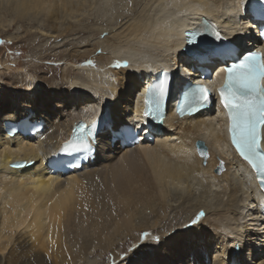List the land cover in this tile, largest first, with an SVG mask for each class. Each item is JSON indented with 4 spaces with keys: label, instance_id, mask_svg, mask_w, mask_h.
<instances>
[{
    "label": "bare ground",
    "instance_id": "obj_1",
    "mask_svg": "<svg viewBox=\"0 0 264 264\" xmlns=\"http://www.w3.org/2000/svg\"><path fill=\"white\" fill-rule=\"evenodd\" d=\"M4 2L8 4L1 5L10 9L16 22L42 18L47 28L39 29L42 35L81 37L92 31L91 35L99 36L91 42L85 38L67 53L55 55L65 65L70 63L58 79L21 72L10 76L7 84L0 77V97L12 85L16 92L11 93L16 101L9 107L2 109L0 99V264H102L89 260L98 251L102 258L111 256V264H166L173 255L175 264H264V227L258 216L263 197L248 168L229 149L217 113L182 119L169 114L163 128H153L151 141L133 147L111 145L110 133L103 127L93 162L64 175L52 174L46 166L74 122L89 124L106 113L114 130L132 124L141 109L138 93L151 77L162 68L172 67L178 74L188 71L191 62L179 53L183 30L201 16L214 20L222 31H237L236 46L251 45L256 39L247 38L246 46L242 43L253 32L247 28V12L241 11L244 0H133L129 14L121 13L125 23L116 27L119 22H101L106 26L100 31L82 23L70 24L95 0ZM99 3L107 8L118 5L117 0ZM149 26L152 32L145 40L142 35ZM78 63L82 72L75 68ZM30 67L31 71L39 69ZM180 83L177 78L176 87ZM22 117L45 121L43 133L8 138L3 122ZM196 140L208 146L207 166L194 153ZM217 158L223 170L213 173ZM14 160L34 162L29 167L9 168ZM94 184L101 193L92 197L83 189ZM169 208L177 209V218L165 226L167 230L156 232L158 239L152 243L143 235L155 233L160 212ZM169 230L174 231L167 235ZM210 239L220 251H213L219 257L207 263L213 246ZM131 242L134 249L120 256L117 247ZM236 243L239 254L234 250ZM243 251H247L245 263L240 262Z\"/></svg>",
    "mask_w": 264,
    "mask_h": 264
},
{
    "label": "rangeland",
    "instance_id": "obj_2",
    "mask_svg": "<svg viewBox=\"0 0 264 264\" xmlns=\"http://www.w3.org/2000/svg\"><path fill=\"white\" fill-rule=\"evenodd\" d=\"M95 1H97L96 4L92 5L90 9L86 8L85 12H83V14L79 15L78 17H75L74 19H71L70 21H72V22H70V24H72V25H76L77 24L78 25V23L79 24L82 23V25H88L90 30H99V31H100V29L105 28V26L110 24V23L119 22V25L118 26L116 25V27H119L120 25L123 24V22L125 23V21H126V19H124V17L121 16V13L123 15H128L129 14V9L133 8L132 7V1L133 0H117L118 5L115 4L111 8L110 7L107 8V7L102 6L99 3V0H95ZM1 4L6 6L8 3L4 2V0H3L2 3H0V7H2V8H0V20H1L0 26L7 24L6 27H4V29L2 28V30H0V77L2 78V82H6L7 84H10V81L12 80V78L10 76H13L15 74H21V72L22 73H24V72L31 73L32 75L33 74L35 75V74H40V73L43 74L44 73L43 76H45V77H49V78L52 79V77L55 76L54 79H58L60 77L59 74L62 71V69L63 70L66 69L67 66L70 67V65H69L70 63L65 65L66 63H63L62 60H58V58H56L55 55H57L58 53H62V52L67 53V51H69L72 48L73 45H78V46L81 45L80 41L85 40V38L88 39V42H91L90 40H92L93 38L99 36V35H96V36L95 35H91L92 31L87 32L88 34L81 35V37H78V35L73 37V36H69V35H65L64 34V35L57 36L55 38L57 33H54L52 37L45 36V35H42L40 33V31H39L40 28L41 29H47V28L44 27V23H43L42 18H37V19L35 18L36 20H29L30 22H27V21L26 22H22V23L21 22H16V19H13L15 17H13L14 15H12V12H10V9L6 8L7 9V11H6L5 7H3V5H1ZM93 6H94V8H93ZM98 8H99V10H98ZM122 8L125 11H123ZM102 9L104 10V12H103ZM116 10H117V12H116ZM94 12H96V13H94ZM101 13L103 14V16L106 15L105 19H99V17H103ZM110 17H111V19H110ZM106 18H108L109 20H107ZM122 20H124V21H122ZM105 21H107V22H105ZM101 22H103L105 24L107 23V24L106 25H102L103 23L101 24ZM148 28L150 30H148V32L144 31L143 32L144 36L142 35V37L145 38V40L149 39V35L152 32L151 31L152 27L149 26ZM59 29H61V27L58 28V26H56V30H59ZM48 30L52 31L51 29H48ZM106 32L105 31L102 32L100 34V36H104V34ZM26 34H27V36H26ZM147 36H148V38H147ZM52 46H54V47H52ZM83 47H85V46H83ZM96 54H99V52L96 51ZM37 57H39V58H37ZM81 63H82V61H81ZM94 64L97 65L96 62L93 63L91 61V65H94ZM33 65H36L37 67H39V69H36V71L28 70L29 68L31 69L30 66H33ZM78 65L75 66L76 70L79 71V72H82L83 69L81 70L80 63H78ZM49 67H50V69H49ZM5 72H7V73H5ZM7 74H9V77H7ZM12 86L8 87L7 95H3V96L1 95V97H0V99H2V104H3L2 109H4L5 106L9 107L12 103H14V101H16V99L13 97L14 94H11V93H16L15 91H13ZM0 93H1V91H0ZM16 98H17V102H19L21 100L20 96L16 97ZM35 101H39V97H37ZM16 106H18V103H17ZM38 111H40V110H38ZM44 125H45V123H44ZM204 143L205 142H203L201 140H196L194 142L193 148L195 150L194 153H195L196 157L200 159V164H202L203 166H207L208 162H207L206 158L209 157V159H210V155L208 154L209 151H207L208 150V146H206V144H204ZM217 160H218L217 161V165L212 167V172L213 173H219L220 171L223 170V165H221V161H219V158H217ZM205 162H206L207 165H205ZM83 191L86 194H88V195L93 197L94 195H96L97 193L100 192V186L94 184V185H92L90 187L84 188ZM176 212H177V209H172V208H169L165 212H160L161 223H159L160 225L157 224V226L154 228V230H155L154 232L155 233H152V232L150 233V231H147V232L144 233L143 236L145 238H151V240H152L151 242L152 243L156 242L157 239H158L159 231L163 232L164 230H167V227L165 229V226L173 225V223L175 222V220L177 218L176 217L177 216ZM170 219L172 221H170ZM152 220H153L152 218L149 219L150 222ZM145 221H146V219H145ZM169 221H170V223H169ZM163 223H165V224L167 223V224L165 225ZM173 231L174 230H169L166 233H167V235H169ZM156 232H158V233H156ZM258 233H259V236H260L261 232L258 231ZM153 239L155 241H153ZM210 241L211 242L209 244L212 245L214 240L210 239ZM256 241H258V240H256ZM246 242H249V240H247ZM259 242L263 243V241H261V240ZM251 243H254V241L252 240ZM132 244L133 243L131 242L129 244L120 245L119 247H117L119 252H120V256H122V255L125 256V255L128 254L130 249L131 250L134 249ZM214 247H215V243L213 244L212 248H210L208 250L209 259L206 260L207 263L209 261L210 262L213 261L212 258L214 257V255H216L220 251L219 248H216L217 249L216 250V249H214ZM254 247H257L256 243L254 244ZM215 250H216V252H215L216 254H214V252H213ZM256 251L258 252L259 250L258 249L254 250V252H256ZM100 253L101 252L98 251L97 254L91 256L89 258V260L96 261V262H100L101 261L100 263H102V264H111V263H113L112 262L113 258L111 256L110 257L105 256V257L102 258V257H100ZM238 254H239V251H238ZM243 254H244V251H243V253L240 254V256H241L240 257V260H241L240 262L241 263H245L248 260L246 258L247 251H246V254H244V255ZM203 255L205 257L206 254L203 253ZM174 256L175 255L172 256L173 260H175ZM233 256H234V254L232 255V257ZM217 257H219V256L214 257V260L218 259ZM173 260H172V262H169L166 259L164 263H166V264H175V262ZM185 264H187V262Z\"/></svg>",
    "mask_w": 264,
    "mask_h": 264
},
{
    "label": "snow or ice",
    "instance_id": "obj_3",
    "mask_svg": "<svg viewBox=\"0 0 264 264\" xmlns=\"http://www.w3.org/2000/svg\"><path fill=\"white\" fill-rule=\"evenodd\" d=\"M260 8L264 9V3H260ZM224 71L226 75L219 92L229 121L231 142L264 183V152L260 150L261 137L258 132V127L264 125V59L259 54L251 53ZM147 91L150 92V98L145 101V116L154 115L159 109L166 92V82L162 80L155 90ZM209 96L203 85L191 86L178 111L181 114L187 109L195 112L204 106Z\"/></svg>",
    "mask_w": 264,
    "mask_h": 264
}]
</instances>
